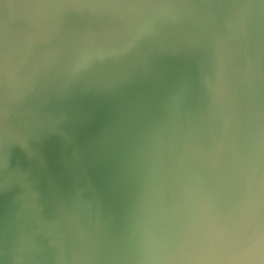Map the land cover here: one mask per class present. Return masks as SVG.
<instances>
[{
	"label": "water",
	"instance_id": "obj_1",
	"mask_svg": "<svg viewBox=\"0 0 264 264\" xmlns=\"http://www.w3.org/2000/svg\"><path fill=\"white\" fill-rule=\"evenodd\" d=\"M0 264H264V0H0Z\"/></svg>",
	"mask_w": 264,
	"mask_h": 264
}]
</instances>
